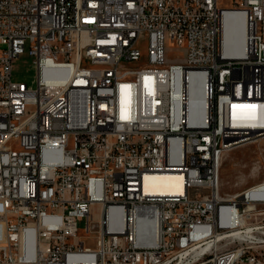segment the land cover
I'll return each instance as SVG.
<instances>
[{
    "label": "built area",
    "instance_id": "1",
    "mask_svg": "<svg viewBox=\"0 0 264 264\" xmlns=\"http://www.w3.org/2000/svg\"><path fill=\"white\" fill-rule=\"evenodd\" d=\"M225 1L0 0V264H264V223L238 221L264 182L239 204L220 191L226 152L264 138L232 122L264 105V0ZM226 12L244 15L241 55L225 52ZM27 51L33 87L14 75ZM150 173L181 174L183 192L149 194Z\"/></svg>",
    "mask_w": 264,
    "mask_h": 264
},
{
    "label": "bare ground",
    "instance_id": "2",
    "mask_svg": "<svg viewBox=\"0 0 264 264\" xmlns=\"http://www.w3.org/2000/svg\"><path fill=\"white\" fill-rule=\"evenodd\" d=\"M224 49L228 55H241L244 50V15L239 12H226L224 15L223 27ZM190 83V121L192 123H203L205 120L206 101L204 95V74L200 72H190L187 74ZM233 126L238 128H262L264 127V105L255 103L241 104L234 107L232 111ZM236 127V128H237ZM238 148V147H237ZM144 186L149 194L181 193L184 190L183 177L175 173H150L144 178ZM253 193V192H252ZM264 199V184L257 191ZM249 195L251 192L248 193ZM254 194V193H253ZM241 192L231 197V204H239ZM150 220V219H149ZM238 221L243 224L244 218L239 217ZM152 223V221L150 220ZM120 215L111 219V225L117 227L121 225ZM147 225V221L142 222V227ZM152 227L149 226V230ZM238 234V230L233 231ZM149 242L151 238H142Z\"/></svg>",
    "mask_w": 264,
    "mask_h": 264
},
{
    "label": "rangeland",
    "instance_id": "3",
    "mask_svg": "<svg viewBox=\"0 0 264 264\" xmlns=\"http://www.w3.org/2000/svg\"><path fill=\"white\" fill-rule=\"evenodd\" d=\"M0 48H5V46L0 45ZM185 53L184 48L178 47L171 42L167 44V56L170 59H176L178 55L183 57ZM35 63V57H31L27 51L14 62L15 78L26 81L30 87L35 86ZM128 65L136 66L139 63H128ZM249 144L251 145H241L226 152L221 167L220 191L223 196L244 191L249 188L250 183L257 184L264 182V138ZM92 213L98 218V205L93 207ZM262 223H264V203L259 204L256 210H249L244 213L245 228L250 227V224ZM78 227L80 229L79 234L83 236L81 240L85 239L87 242V236H84L86 235V218L79 220ZM89 243L92 246L94 244L92 240Z\"/></svg>",
    "mask_w": 264,
    "mask_h": 264
},
{
    "label": "crops",
    "instance_id": "4",
    "mask_svg": "<svg viewBox=\"0 0 264 264\" xmlns=\"http://www.w3.org/2000/svg\"><path fill=\"white\" fill-rule=\"evenodd\" d=\"M246 145H251V144H245V145H243V146H246ZM251 185L249 186V187H251V186H254V185H256V184H253V183H250ZM257 184H259V183H257ZM243 191V190H242ZM242 191H240V192H242ZM235 194V193H234Z\"/></svg>",
    "mask_w": 264,
    "mask_h": 264
}]
</instances>
